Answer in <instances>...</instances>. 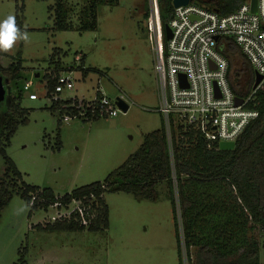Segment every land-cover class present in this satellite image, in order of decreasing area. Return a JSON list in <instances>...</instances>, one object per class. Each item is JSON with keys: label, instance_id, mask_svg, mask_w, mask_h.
Wrapping results in <instances>:
<instances>
[{"label": "rangeland", "instance_id": "1", "mask_svg": "<svg viewBox=\"0 0 264 264\" xmlns=\"http://www.w3.org/2000/svg\"><path fill=\"white\" fill-rule=\"evenodd\" d=\"M61 1L72 27L68 31L53 26L48 9L54 0H0V22L18 13L22 32L28 37L9 51L0 50V68L17 56L21 59L19 78L13 82L2 79L5 97L1 104L7 105L8 98L18 92L28 119L18 127L5 153L25 184L48 188L56 196L104 183L107 175L138 150L145 134L162 127L154 53L144 17L147 0H117L115 6H98L96 30L85 32L77 30L89 0ZM76 55L84 58L82 68L88 70L84 78L76 69L80 65ZM232 60L235 70L242 60L235 52ZM56 63L59 74L73 84V90L59 94V99L90 101L99 90L110 100L122 97L127 112L90 122H61L57 111L47 109L50 101L45 97L44 77ZM247 78H243L242 91L247 89ZM26 82L32 86L23 91ZM30 94L37 99L29 100ZM5 170L0 156V180ZM155 192L156 200L151 201L105 191L102 199L108 228L97 232L38 231L34 226H44L51 214L37 210L29 215L24 200L13 193L0 213V264H19V252H24L25 264H187L183 245L181 263L178 258L166 184L156 186ZM178 227L180 234L179 222ZM250 235L261 244L260 263L264 264V233L254 229Z\"/></svg>", "mask_w": 264, "mask_h": 264}, {"label": "trees", "instance_id": "2", "mask_svg": "<svg viewBox=\"0 0 264 264\" xmlns=\"http://www.w3.org/2000/svg\"><path fill=\"white\" fill-rule=\"evenodd\" d=\"M157 1L161 25L165 27L172 15V0ZM192 1L223 16L234 12L246 0ZM116 4L117 0H89L82 10L83 18L77 31H95L97 7ZM19 10H23V4ZM48 10L53 14L55 30L72 29L67 20L68 11L61 0H54V5ZM147 14L146 7L145 19ZM15 18L23 31L18 13ZM225 41L226 50L223 53L229 61L233 92L237 95L249 94L253 84L252 70L232 41ZM234 52L242 60L235 70L232 69ZM83 60L81 57L76 69L82 72L84 78L88 70L82 68ZM59 70L60 64L56 63L52 73L44 77L47 98L54 87L52 75L57 76ZM20 71L21 59L17 56L6 68H0V77L13 82L19 78ZM244 76H248L246 91H242ZM20 100L21 95L17 92L8 98L7 105L0 103V156L6 167L0 180V213L10 203L13 193H17L27 206L31 195L37 196L35 204L28 206L29 215L37 210H46L56 201L64 203L86 198L85 203H88L92 196L94 216L87 227L73 221L46 223L44 226L37 224L34 227L45 232H97L108 228V211L102 199L105 191L155 201V187L165 183L180 263L183 245L187 264H261V244L250 234L254 229L264 233V89L257 91L250 103L258 111V118L249 123L234 142L233 149L220 150L215 146L208 150L198 134L177 127L172 129L170 157L161 118L162 127L145 134L138 150L107 175L104 183H92L62 196H56L48 188L25 184L5 153L18 127L28 123L27 110L20 107ZM70 102L51 101L47 109L57 111L61 116L72 111L68 107ZM18 263L25 264L24 252H19Z\"/></svg>", "mask_w": 264, "mask_h": 264}, {"label": "built area", "instance_id": "3", "mask_svg": "<svg viewBox=\"0 0 264 264\" xmlns=\"http://www.w3.org/2000/svg\"><path fill=\"white\" fill-rule=\"evenodd\" d=\"M147 9L146 31L157 78V112L163 120L170 157L172 129L177 127L198 134L208 150L215 146L219 149L221 143H234L259 116L250 103L254 94L264 89V0H256L254 14L250 11V0H246L234 12L223 16L190 0L185 6L173 8L167 24L170 38H166L165 27L161 25L158 1L147 0ZM225 39H230L247 61L252 79L255 74L260 77L249 94L233 92L229 61L223 53ZM80 59V55L75 56V61ZM53 79L48 99L50 103L64 101L58 96L73 90L72 81L61 73ZM31 86V82H26L22 89L28 91ZM235 98L241 99L240 105L235 104ZM28 99L35 101L37 95L30 94ZM117 100L124 101L122 97L110 100L99 90L90 101L66 100L71 101L68 107L72 111L63 113L61 122L114 117L122 113ZM91 199L92 196L88 203L86 198L56 201L41 210L51 214L46 218L48 224L73 221L87 227L94 216ZM36 200L37 196L31 195L28 206L32 207Z\"/></svg>", "mask_w": 264, "mask_h": 264}, {"label": "water", "instance_id": "4", "mask_svg": "<svg viewBox=\"0 0 264 264\" xmlns=\"http://www.w3.org/2000/svg\"><path fill=\"white\" fill-rule=\"evenodd\" d=\"M189 1L190 0H172V7L178 8L181 6H185L189 3ZM250 11L253 14L255 13V11H256V0H250ZM164 31L166 34V38H170V31H169V28L167 26H165ZM36 77H38V75H36ZM182 78H184V77H182ZM259 81H260V77L255 74L251 88L255 89L256 86L258 85ZM4 97H5V89H4V85L2 83V79L0 77V103L4 100ZM234 101H235L236 105L241 104L240 98H235ZM117 106L119 107V109L121 110L122 113H126L128 110V105L122 100H117ZM233 148H234V143H232V142L231 143H221L219 145L220 150H231Z\"/></svg>", "mask_w": 264, "mask_h": 264}, {"label": "clouds", "instance_id": "5", "mask_svg": "<svg viewBox=\"0 0 264 264\" xmlns=\"http://www.w3.org/2000/svg\"><path fill=\"white\" fill-rule=\"evenodd\" d=\"M27 39V33L20 30L14 16L9 15L0 22V50L9 51L17 41Z\"/></svg>", "mask_w": 264, "mask_h": 264}, {"label": "crops", "instance_id": "6", "mask_svg": "<svg viewBox=\"0 0 264 264\" xmlns=\"http://www.w3.org/2000/svg\"><path fill=\"white\" fill-rule=\"evenodd\" d=\"M54 193V192H53Z\"/></svg>", "mask_w": 264, "mask_h": 264}]
</instances>
